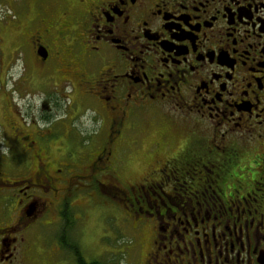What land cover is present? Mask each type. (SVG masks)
<instances>
[{
	"label": "flooded vegetation",
	"instance_id": "1",
	"mask_svg": "<svg viewBox=\"0 0 264 264\" xmlns=\"http://www.w3.org/2000/svg\"><path fill=\"white\" fill-rule=\"evenodd\" d=\"M30 2L0 62V264H70L33 226L104 198L141 264H264V0Z\"/></svg>",
	"mask_w": 264,
	"mask_h": 264
},
{
	"label": "rangeland",
	"instance_id": "2",
	"mask_svg": "<svg viewBox=\"0 0 264 264\" xmlns=\"http://www.w3.org/2000/svg\"><path fill=\"white\" fill-rule=\"evenodd\" d=\"M28 2L29 0H17L14 2L13 0H0V31L4 27L3 35L0 33V62H4L5 65L7 63L10 65L15 64V67H13L15 72H17L21 66L18 56L19 51L16 49V46H19V41L10 36H16L14 35L15 32L23 29L27 25V21L25 20L27 8L25 7ZM58 2L62 4L65 0H58ZM21 14L22 19L17 21V16H21ZM13 16H16V18L12 19ZM32 23L34 24V21ZM18 26H20V28H18ZM2 105L3 102L0 101V107H2ZM0 124L3 125L1 120ZM149 126L159 127L158 124L146 125L143 123V120H141L136 126L138 129L137 134H140V132L144 130L146 131ZM143 161L144 159L141 155H135V160H132L130 164L129 175L125 176L123 179L125 185L129 187L135 186L136 180L140 181L141 175L146 172V165ZM129 163L130 161L128 165ZM75 185L80 186L79 183ZM128 191L127 188L123 190V192L126 193ZM116 195H118V193ZM112 199L104 198L105 202L110 203L111 201L113 204H111L112 207L106 205L104 208L102 204L96 209H88L84 206L74 208L75 216L78 218L81 217L82 220L77 221V219L74 218L73 226H70L68 229H63L64 226H33L32 231L35 233L34 236L37 235L39 238L35 240H37L40 245L41 243L43 245H51L56 239H59L61 235H66L68 243L73 246V250L74 246H79V252L87 262L96 260L101 264H141L140 261H142V257L140 258L138 254V245L143 244V252L147 251V247L149 246L147 235L145 231L139 234L140 232L137 233L136 230L132 229L131 226H134L133 221L135 219V214L132 213L129 218L131 209L129 207L124 208L123 202H120L121 208H119L118 206H120V204L118 200L115 199L114 201L116 202H114ZM121 199L124 200L123 197H121ZM82 203L83 202H79L77 204L82 205ZM128 205V203H125V206ZM84 209L88 210L84 211ZM90 210H94L95 212ZM85 214L86 217L84 216ZM85 218L86 220H84ZM145 225L148 226V224ZM69 251L72 254L67 253L68 256L66 257L70 261V264H74L75 258L73 252L71 250Z\"/></svg>",
	"mask_w": 264,
	"mask_h": 264
},
{
	"label": "trees",
	"instance_id": "3",
	"mask_svg": "<svg viewBox=\"0 0 264 264\" xmlns=\"http://www.w3.org/2000/svg\"><path fill=\"white\" fill-rule=\"evenodd\" d=\"M65 239H68V238H66V235H65ZM69 247L74 252L77 264H100L98 261H90V262L85 261V259L83 258V256L79 252V246L78 247L74 246V250H73V246L71 244H69Z\"/></svg>",
	"mask_w": 264,
	"mask_h": 264
}]
</instances>
